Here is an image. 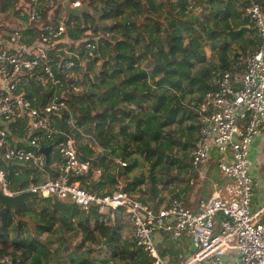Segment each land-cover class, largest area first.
Returning a JSON list of instances; mask_svg holds the SVG:
<instances>
[{
	"label": "trees",
	"instance_id": "16d2710c",
	"mask_svg": "<svg viewBox=\"0 0 264 264\" xmlns=\"http://www.w3.org/2000/svg\"><path fill=\"white\" fill-rule=\"evenodd\" d=\"M21 1L0 0V12L7 14L11 11L15 15L16 6ZM96 1L101 3V7L97 8ZM196 1L204 5V0ZM205 1L217 26L223 25L209 33L210 40L215 42L223 37V42L217 44L219 46L213 45V49L219 51V71H236L240 66L237 58L241 55L229 60L227 54L233 41L244 40L246 31L253 32L248 22L242 19L243 9L249 0ZM254 1L261 5L264 13V0ZM105 2L120 5V8L106 11ZM156 2L84 0L83 8L78 9L80 13L69 16L66 21L69 26L67 38L57 46L56 51L50 52V56L57 61L65 57L64 51L59 52V49L74 52L75 42L80 41L78 49L83 55L84 44L81 40L87 33L115 35L111 39L100 38L97 57L86 66V70L89 73L99 61L102 62L103 70L99 75L88 78L89 91L77 95L67 94L69 110L52 116L51 125L58 133L54 134L52 140L46 141V145L54 146L62 137L60 133L71 136L80 160L90 161L95 169L102 171L101 179L96 182L90 181L92 173L79 178L89 191L95 192L96 187L105 184L117 186L120 178L130 177L149 164L150 173L131 176L122 189L132 194L136 187L147 183L152 194L158 193L154 169L158 166L164 169V164L172 159L173 164L178 163L174 148L178 145L183 152L189 150V143H181L178 135L187 131L185 134L188 138L191 131L201 128L202 124L188 128H183L182 124L185 122L184 117L192 121L198 117L199 103L210 90V79L217 71L201 68L193 73L196 64L206 61V55L200 52L197 37L191 36L185 42V31L195 32L182 18L190 8L187 0H161V8L156 7ZM161 9L170 16V20L161 19ZM48 11L45 9L46 15ZM156 13L160 14L156 17ZM126 15L129 16L128 20ZM140 16L144 17L142 21L138 20ZM109 20L117 21L108 26L106 23ZM69 41L73 42L68 44ZM142 64L152 67L154 74L149 75L141 70ZM159 76L161 78L153 82L155 86H151L149 80L155 81ZM155 89H160L159 96ZM194 89L199 93V100L196 103L198 105L190 109L184 104L185 96L181 95L182 92L192 94ZM22 91L43 102L52 92L37 85L30 89L23 87ZM170 91L175 96H167L166 93ZM73 120L81 131L77 134L73 132ZM10 134L8 143L14 145L16 141L27 139L28 128L22 122L12 124ZM97 148L102 151L98 153ZM119 159L126 163L125 167L117 166L115 161ZM188 163L183 164V172L186 169V172L189 171V159ZM50 165L51 160L46 165L47 169ZM217 165L215 151L204 178L196 176L198 182L203 184L200 192L209 186L211 194L215 185L221 186L226 182ZM0 167L8 170L12 189L17 193L28 189L29 178L36 173V169L29 166L0 163ZM168 182L163 185L166 186ZM193 190V186L188 184L181 192H176L174 198L185 193L188 206L193 208L189 204L190 192ZM110 217L101 214L97 208L84 211L71 201L56 197L31 199L16 210L0 204V261L8 258L11 264H108L112 260L122 264H153L152 259L136 246L132 237L121 241L124 216L121 219ZM74 236L80 237L79 244L72 242ZM87 244L91 248L87 249ZM96 248L105 250L106 256L93 258Z\"/></svg>",
	"mask_w": 264,
	"mask_h": 264
},
{
	"label": "built area",
	"instance_id": "2783aa9c",
	"mask_svg": "<svg viewBox=\"0 0 264 264\" xmlns=\"http://www.w3.org/2000/svg\"><path fill=\"white\" fill-rule=\"evenodd\" d=\"M60 5L81 9L84 0H23L16 6L13 24L4 26L9 33L6 45L0 47V163L7 166H29L37 172L47 169L41 149L49 147L46 141L58 133L51 125L52 116L69 110L67 94L83 93L77 77L88 73L86 66L97 57L100 38L111 39L110 33H87L81 40L83 55L77 41L74 52L68 54L61 48L59 52L64 51L65 57L53 59L50 52L56 51L69 32V17L61 15ZM45 9L49 10L47 15ZM242 19L253 30L250 40L255 49L239 58L243 66L240 72L226 70L212 75L210 90L198 106L202 124L198 140L188 155L189 173L204 178L216 151L217 167L226 182L215 185L209 198L199 199L191 208L186 194L180 193L167 205L154 207L122 187L107 194L89 191L79 178L90 173L100 176L102 171L90 161H81L74 139L63 133L54 146L50 145L59 159L57 175L30 185L28 190L42 197L69 200L84 211L97 208L101 214L125 216L134 243L153 264H264V223L252 207L259 183L251 174L250 159L253 142L264 137L261 5L249 0ZM34 85L52 90L44 102L22 91ZM20 122L28 128L27 139L10 145V126ZM117 164L126 166L121 160ZM0 191L6 196L19 194L13 191L8 170L2 167ZM158 235L167 238L170 252H178L174 262L162 253ZM0 264L11 262L4 258Z\"/></svg>",
	"mask_w": 264,
	"mask_h": 264
},
{
	"label": "rangeland",
	"instance_id": "374dc122",
	"mask_svg": "<svg viewBox=\"0 0 264 264\" xmlns=\"http://www.w3.org/2000/svg\"><path fill=\"white\" fill-rule=\"evenodd\" d=\"M157 1V2H156ZM96 5L97 8L101 7V3L99 1H96ZM156 2V7L157 8H161V0H155ZM204 5L198 4L196 0H187L188 5L190 6V8L192 7V9H187V11L183 14L182 18H184V22H187V26H189L190 28H192L195 32L191 33L188 31V29L185 31V38L186 41H189L192 37L191 36H195L198 38V41L200 43L199 45V50L201 53L206 54V61L200 64H196V66L192 69L193 73H196L199 69L201 68H209L210 70H214V71H219V58H218V53L219 51L216 49H213V45L214 44H219L223 42V37L219 38L217 40V42L210 40L209 38V33L211 30L215 29L216 30L220 29L221 26H223L222 24H218L219 26H217L216 20L213 19L212 15L208 12L207 10V5L208 3L204 0ZM158 4V5H157ZM161 19L162 20H170V16L167 15V13L164 11V9H161ZM59 12L61 13V15H63L65 18L69 17V16H76L80 13V11L78 9L76 10H71L67 5L66 6H59ZM158 14L160 13H156L155 16L157 17ZM8 18H12L14 19V12L9 11V13L4 14L0 12V30L1 32H4L5 34L9 33V30L7 28H5L4 26H2L3 24H8V26L10 25V19ZM195 18V19H194ZM140 19V21H142V19H144V17L140 16L138 17V20ZM119 21H121V18H118ZM117 20H109L107 21V25L110 26L111 24H113L114 22H116ZM6 22V23H5ZM232 24H235V22H233ZM186 27V26H185ZM184 27V28H185ZM7 36V35H6ZM111 38H115L114 34H111ZM71 42L73 41H69L68 44H71ZM235 44V43H234ZM241 44L243 45V42H241ZM219 46V45H217ZM233 48V44L230 48V51L228 52V54L230 53V56L232 58H234L235 56H237L238 54H240V52L238 51L240 48L235 49ZM66 52L69 54L70 52L68 51V49H66ZM241 57H245L244 55H241ZM103 70L102 68V62H100L99 65H95L92 66V69L90 70L89 73L83 74L82 76H78L77 80L78 82L83 86V92L89 91V86H88V78L92 77L93 75H99L101 73V71ZM141 70L145 71L146 73H148L149 75H153L154 71L152 70V67H146L145 64L141 65ZM162 76V75H160ZM157 77L155 79V81L153 79L149 80V83L151 84V86H155V84L153 82H156V80H159V78L161 77ZM153 84V85H152ZM158 92V96L160 95V89H155ZM167 96L173 97L175 96V93L173 91L167 92L166 93ZM181 96H185V100L184 102H189V104L191 102H195L194 105H192L191 107H195V105H197L196 103H198L199 100V93L196 92V89L193 90L192 94H188L186 95L184 92H182ZM185 118V122L184 124H182L183 128H186V126H188V121L190 119H188L187 117ZM71 123H73L74 128H73V132H75V134H77L78 132H81L79 128H77L75 121H71ZM85 139H88L87 137H85ZM174 156L175 158H177L179 160L178 163L173 164V160H170L169 162H167V164H164L165 166L164 169L161 166H158L154 169V177L158 180V183H167V186H171L174 183V180L179 183V179L185 180L184 178V173L183 170L185 169V165L183 164H187L188 163V159H187V152H183L181 147H178V145L174 148ZM139 173H150V165L146 164L144 167H142V170H137L135 172V174H139ZM42 175L44 176V172H36L35 177H32L30 179L29 183H33L35 184L33 181L37 180L38 183H40L43 178ZM180 175V178L178 179H174L172 180L173 177ZM183 176V177H182ZM34 179V180H33ZM30 186V184H29ZM28 186V187H29ZM104 193H112V191L106 190ZM111 216V215H108ZM116 216L118 218L121 219L122 215H119L116 213ZM125 217V216H124ZM124 217H122L124 219L123 222H121V226H122V239L121 241L124 242L125 240H129L132 236L131 234V227L130 224L128 222L127 219H125ZM111 219H113L112 217H110ZM72 242L76 245V243L79 244L80 242V237L79 236H74L72 238ZM87 249L91 248L89 244L86 245ZM97 251L94 252V254L92 255V257H96L98 255L104 257L106 256V251L105 250H99L98 248H96ZM111 253V252H110ZM109 255V254H108ZM169 258V257H168ZM176 260V255L174 256V261ZM108 264H122L119 261H112L110 260V262Z\"/></svg>",
	"mask_w": 264,
	"mask_h": 264
},
{
	"label": "crops",
	"instance_id": "0c3cea01",
	"mask_svg": "<svg viewBox=\"0 0 264 264\" xmlns=\"http://www.w3.org/2000/svg\"><path fill=\"white\" fill-rule=\"evenodd\" d=\"M8 19H10V25L13 24L14 19H12V18H8ZM2 26H6V24H3ZM250 35H251V32L246 31L244 36H243L244 40H236V41L232 42L233 48H235L237 50H238V48H240L238 50L240 52V55H243V54L245 55L247 53H251L252 51H254L255 45H254L253 41L250 40ZM6 37H7L6 34L4 32H1V30H0V47H3L4 45H6L7 40H8V38H6ZM241 42H243V45L241 44ZM227 55H228L229 60L233 59L230 56V53ZM239 58L240 57H238L237 59H238V62L240 63V66L238 65V67L236 68L237 72H240L242 70V65H241V62L239 61ZM213 72H214V70H213ZM184 104L188 108L193 109L194 107H191V106L194 105L195 102H191L190 104H189V102H184ZM195 111L197 112V109H195ZM197 115H198V117H196L195 120H193V121L189 120L188 121V123H187L188 126H186L187 128L190 126H193V125L195 127H198L201 125V119H200L198 112H197ZM184 130H187V129H184ZM185 133L187 134V131H185ZM185 133L180 134V136L178 135V138L181 141V143H183V144L188 142L189 143V150H190L198 140L199 129L194 130L193 132L191 131V136H189L188 138L186 137ZM189 150L187 151V159H189L188 158ZM53 151L54 150H52L50 157H49L51 160V165L48 169H46L44 171V176L42 175L43 180L41 182H43L47 179L54 178L57 175L58 165H59L58 160L59 159L56 156V153H54ZM96 151L99 153L102 151V149L97 148ZM174 154H175V152H174ZM250 159L252 162L251 174H252L253 178L259 183V190L257 191L256 196L253 199L252 207H253L254 213L259 217L260 221L264 223V137H259L253 142V144L250 148ZM119 160H121V159H119ZM117 161L118 160L115 161L116 164H117ZM187 164H189V163H187ZM117 166H120V165L117 164ZM186 171H187V169H186ZM186 171L183 172L185 180L179 179V183H177L174 180V183L171 186H167V187L164 186L163 183H158L156 186L158 193H156V194H152L151 188L149 187V185L147 183L145 185H141L139 187H136L135 191L132 192V194L138 196L143 202L151 204L154 207H158L160 205H167L168 203H170L174 199V194L176 192L182 190L188 184H191V186H193L194 190L190 192L189 204L191 206H193V208H194V207H196L199 199L209 198L211 196L212 192H211V194H209L211 191L209 186H208V188H204L203 192H200L199 189L203 184H202V182H198V179L196 177L198 175H193V174H190L189 171L188 172H186ZM35 174L30 176L29 182H30V179L32 177H35ZM102 174L103 173L101 172V175ZM101 175L100 176H94L93 175L90 181L96 182V181L100 180ZM135 175L136 174L134 173L131 176L134 177ZM130 177L120 178L117 182V186H113L110 184H105V186H103V187L98 186V187H96V192L101 193V194L102 193L107 194V193H104L106 190L110 189L113 192L119 187L123 188L127 184V182L129 181ZM177 177L180 178V175H177ZM177 177L175 179H178ZM29 184L32 185L33 183H29ZM35 184H39L38 181ZM27 190H24V191H27ZM24 191H21V192H24ZM111 217L113 219H115V217L118 218L116 215L114 216L112 214H111ZM166 239L167 238L164 235L156 236V241H157V243H159V246H160L161 251L164 254V256H166L167 258L169 257V260L171 262H174V256L177 255L178 252L177 251L170 252L169 242L168 241L165 242ZM164 249H166L168 251H166V250L164 251Z\"/></svg>",
	"mask_w": 264,
	"mask_h": 264
},
{
	"label": "water",
	"instance_id": "95a60500",
	"mask_svg": "<svg viewBox=\"0 0 264 264\" xmlns=\"http://www.w3.org/2000/svg\"><path fill=\"white\" fill-rule=\"evenodd\" d=\"M127 1V0H123ZM120 8V5H112L109 2H105V10L106 11H116ZM126 20L129 19V16L126 15L125 16ZM41 152L45 155V159L47 161V163L50 160V154L52 152V147H44L41 149ZM42 197V195L38 192H33L30 190L21 192L17 195L14 196H6L3 195L0 191V204L4 205L8 208H10L11 210H16L18 209L20 206H22L26 201L31 200V199H36V198H40Z\"/></svg>",
	"mask_w": 264,
	"mask_h": 264
}]
</instances>
